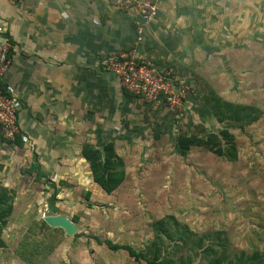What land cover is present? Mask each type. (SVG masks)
Here are the masks:
<instances>
[{
  "label": "rangeland",
  "instance_id": "rangeland-1",
  "mask_svg": "<svg viewBox=\"0 0 264 264\" xmlns=\"http://www.w3.org/2000/svg\"><path fill=\"white\" fill-rule=\"evenodd\" d=\"M256 1L184 0L186 5L193 7V14L196 12V24L203 25L208 35L205 46L197 48L193 44L189 48L190 43L195 42L194 35L198 32V37H203L204 30L203 27L202 33L195 27L188 30L189 51L179 58L185 68L175 69L181 78L182 74L187 75L182 83L187 93L168 134H161L162 137L151 144L145 141L148 137L145 133L143 143H136L141 151L134 155L133 149H127L123 159L127 172L112 193L97 187L91 189L92 186L85 190L81 185L73 189L74 193L71 191L73 195L79 194L76 201L83 205V208L78 206L67 212L79 224V234L74 238L73 235L64 236L62 231L41 227V215L48 209L41 206L42 192L30 190L38 195V200L29 207L30 219L24 216L26 220L20 223H9V231L14 229L10 247L14 242L27 239V253L21 251L23 246L17 251L31 255L34 264H81L84 261V264H148L144 260H134L123 249L109 250L93 237L129 243L150 256L159 252L157 245L161 242L153 223L173 218L177 221L175 228L171 225L174 238L178 236L177 231L184 228L194 237L207 234L206 238L212 243L220 244L221 248L214 246L217 254L227 257L221 258L222 264H250L248 258L256 254V260L263 259L264 264V35L259 31L264 26V9L254 6ZM184 3L182 5L186 6ZM254 11L260 21L256 28L249 29L247 13ZM216 17L219 18L217 22ZM197 50L201 51L200 56ZM209 88L231 102L255 105V113L260 115L243 128L229 129L235 147L233 157L231 153L229 158L218 156L210 150L219 140L209 141L207 137L219 133L222 123L212 117L211 110L203 103L204 95L196 92ZM134 98L141 108L138 118L155 124L169 114L164 105H152L138 96ZM144 130L153 133L152 125ZM172 132L174 135L179 132L196 135L206 143L191 145L182 158L176 151ZM90 189L96 194L93 200L90 194L86 196ZM70 246L76 247L79 255L66 256ZM31 249L35 251L30 252ZM179 253L183 252L175 251L172 257L176 259ZM185 254L182 255L185 257Z\"/></svg>",
  "mask_w": 264,
  "mask_h": 264
},
{
  "label": "crops",
  "instance_id": "crops-1",
  "mask_svg": "<svg viewBox=\"0 0 264 264\" xmlns=\"http://www.w3.org/2000/svg\"><path fill=\"white\" fill-rule=\"evenodd\" d=\"M182 3L184 0H159L155 15L144 24L142 40L136 42L138 17L133 11L118 10L108 0H0V39L8 40L11 58L4 82L17 102L21 134L15 142L0 132V189L8 191L11 205L0 234V264H32L22 258L27 255L19 254L22 250L17 251L22 240L10 247L14 229H8L11 221L20 223L24 216L30 219L29 207L38 200L30 190L42 192L39 199L47 214L65 215L79 232V224L67 213L68 209L83 208L73 189L81 185L85 190L91 186L102 190L93 180L83 148L90 144L103 150L112 142L124 159L128 148L134 155L141 151L136 143H143L145 133V141L152 144L175 124L171 114L155 124L138 118L141 108L136 98L124 94L103 61L132 48L139 58L148 59L157 69L167 70L175 82L183 83L187 75L181 78L175 69L185 68L179 58L189 51L188 30H204L203 37H198V32L194 35L195 42L189 48L205 46L208 34L203 25L196 24L193 7ZM256 5L264 9V0L256 1ZM247 16L249 29L256 28L260 17L257 21L255 11ZM259 31L264 35V26ZM198 53L200 56L201 51ZM150 125L153 133L144 130ZM178 135H172L174 145ZM123 163L126 174L125 160ZM91 189L86 196L90 194L93 200L96 194ZM49 227L64 232V236L73 235L61 227ZM73 254L79 255V250L70 246L66 256Z\"/></svg>",
  "mask_w": 264,
  "mask_h": 264
},
{
  "label": "trees",
  "instance_id": "trees-1",
  "mask_svg": "<svg viewBox=\"0 0 264 264\" xmlns=\"http://www.w3.org/2000/svg\"><path fill=\"white\" fill-rule=\"evenodd\" d=\"M128 51L129 49L124 51V53H128ZM2 85L4 86L3 83ZM200 93L204 95V97L202 96L204 98L203 103L207 104L208 109L211 110L212 117H215L217 121L222 123V128L218 129L219 133L210 134L207 137L209 141H212V139L215 140V138L219 140L212 144L213 146L210 148V150H213V152L218 156L229 158L231 153V156L233 157L235 147L231 141L233 136L230 134L229 129L233 128L234 126L243 128L245 125L257 120L260 115L255 113L257 110L256 106L252 104L235 103L223 99L214 88H209L207 91L203 90ZM124 94H126V96L128 95L130 98L135 96L128 92H124ZM205 134L207 135V133L204 132V135ZM20 136L21 134L19 132L13 140L18 142L17 139L20 138ZM222 140L225 142V145L223 144ZM203 141V139L201 141V138H198L196 135H178L175 139V147L179 154L186 156L193 145L200 146L201 143L204 144L205 141ZM230 141L232 145L228 147V142ZM82 153L89 163L93 180L107 193H112V191L117 189L125 177V171L123 159L115 152L113 143H106L103 150L93 148V146L89 144L83 148ZM8 199V191L6 189H0V234L3 227L7 223L6 217L11 212V205L7 202ZM176 224L177 221L173 218H162L153 223L157 233L156 237L159 236L161 242L157 245L159 252L153 253V255L150 254V256L149 253H146L147 251L145 252L140 249H135L129 243H115L109 239H100L96 236H94L93 239L98 244H105L107 248L111 250L123 249L129 256H132L134 260H144L148 264H222L221 258L223 259L224 256H220V254H217V251L214 250V246L221 248L220 244L212 243L208 237L206 238L207 234L204 233L202 235L195 234V238L194 234L189 232L186 228H184L185 230H178V236L174 238L171 225L173 226L172 228H175L174 226H177ZM45 227L49 226L47 225ZM78 234L79 233L76 232L73 234V236H78ZM190 237L191 244H189ZM164 240H166L167 243L164 244ZM27 241V239L21 241V246H23L22 251H25V247L28 245ZM162 246L163 249H161ZM33 251H35V249L30 250V252ZM175 251L177 253L183 252L184 254L186 252L187 255L185 254L184 257L182 255L183 253H179V256L175 259L172 257V254ZM222 253L223 252L221 251V254ZM22 258L32 262V264L34 262L31 255L22 256ZM256 258L257 254L252 258H248L247 261L250 264H263V259L256 260Z\"/></svg>",
  "mask_w": 264,
  "mask_h": 264
},
{
  "label": "built area",
  "instance_id": "built-area-1",
  "mask_svg": "<svg viewBox=\"0 0 264 264\" xmlns=\"http://www.w3.org/2000/svg\"><path fill=\"white\" fill-rule=\"evenodd\" d=\"M108 1L118 10L133 11L138 17L135 23V37L136 42H140L144 24L155 15L159 0ZM2 30L0 25V31ZM8 49V40L0 39V132L6 140L11 141L20 132V127L17 121L15 96L12 89L4 82V75L11 65ZM103 66L117 77L122 91L138 96L152 105H164L171 115H178L181 112L187 87L175 82L167 70H158L151 61L139 58L135 49L131 48L128 53L121 52L106 57ZM46 214L47 212H43L41 219Z\"/></svg>",
  "mask_w": 264,
  "mask_h": 264
},
{
  "label": "water",
  "instance_id": "water-1",
  "mask_svg": "<svg viewBox=\"0 0 264 264\" xmlns=\"http://www.w3.org/2000/svg\"><path fill=\"white\" fill-rule=\"evenodd\" d=\"M49 225L51 227H61L66 234L72 235L76 232V225L71 219L63 214H47L41 219V227Z\"/></svg>",
  "mask_w": 264,
  "mask_h": 264
}]
</instances>
